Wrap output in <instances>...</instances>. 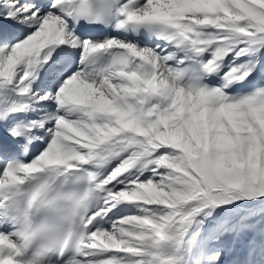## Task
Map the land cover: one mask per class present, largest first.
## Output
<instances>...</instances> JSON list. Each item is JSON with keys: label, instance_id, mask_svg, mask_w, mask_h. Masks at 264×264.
Masks as SVG:
<instances>
[{"label": "snow or ice", "instance_id": "obj_1", "mask_svg": "<svg viewBox=\"0 0 264 264\" xmlns=\"http://www.w3.org/2000/svg\"><path fill=\"white\" fill-rule=\"evenodd\" d=\"M262 54L264 0H0V264H264Z\"/></svg>", "mask_w": 264, "mask_h": 264}, {"label": "rangeland", "instance_id": "obj_2", "mask_svg": "<svg viewBox=\"0 0 264 264\" xmlns=\"http://www.w3.org/2000/svg\"><path fill=\"white\" fill-rule=\"evenodd\" d=\"M247 59H248L247 57H242L240 60L236 61V64L244 63V62L247 61ZM228 63H231V58L228 61ZM261 65H262V68H264V54H262ZM225 71H227V69H225ZM254 74H256L257 79L264 80V70H259V71H257ZM123 207H128L130 209V211L127 212L125 215L134 214L135 211H136L135 208L132 207L131 205H126V206H123ZM233 242H234V240H233V237H231V236H227L223 240V243H224L226 248H231L232 245H233Z\"/></svg>", "mask_w": 264, "mask_h": 264}, {"label": "bare ground", "instance_id": "obj_3", "mask_svg": "<svg viewBox=\"0 0 264 264\" xmlns=\"http://www.w3.org/2000/svg\"><path fill=\"white\" fill-rule=\"evenodd\" d=\"M261 82H262V80H260ZM260 81H256V82H254V81H252L251 79H249L248 81H246L245 83H250L251 85H253V86H257V85H260V84H262ZM125 208H127L128 210L127 211H125L123 214L125 215L127 212H129L130 211V209L128 208V207H125Z\"/></svg>", "mask_w": 264, "mask_h": 264}]
</instances>
